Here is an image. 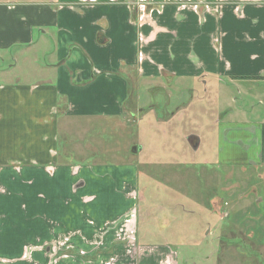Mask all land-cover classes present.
Here are the masks:
<instances>
[{"label": "crops", "instance_id": "crops-1", "mask_svg": "<svg viewBox=\"0 0 264 264\" xmlns=\"http://www.w3.org/2000/svg\"><path fill=\"white\" fill-rule=\"evenodd\" d=\"M21 61L32 69L28 75ZM152 83L168 102L194 92L200 94L194 100L216 101L221 109L256 100L258 121L245 119L254 105H242L236 112L243 119L215 123L228 143L262 146L264 162V4L0 0V264H76L62 262L64 256L92 255V233L103 229L104 244L120 245L112 233L133 207L128 192L138 167L113 159L73 162L77 154L66 148L78 143L79 130L68 126L77 118L119 119L129 86H137L131 97L138 104L148 90L139 86ZM176 102L167 105L170 123L182 122L185 112ZM82 141L73 147L95 155L97 147ZM75 245H82L79 254H63ZM176 259L149 251L135 264Z\"/></svg>", "mask_w": 264, "mask_h": 264}, {"label": "rangeland", "instance_id": "rangeland-1", "mask_svg": "<svg viewBox=\"0 0 264 264\" xmlns=\"http://www.w3.org/2000/svg\"><path fill=\"white\" fill-rule=\"evenodd\" d=\"M251 1L264 4V0ZM39 58L46 61L45 56ZM19 63L27 75L32 72L24 61ZM130 88L137 90L136 85ZM144 88L148 90L142 95L147 98L138 104L132 100L130 90L119 119L110 123L104 118H77L68 126L79 130L75 134L77 144L85 146V140L97 147L92 148L95 155L86 156L84 149L73 147L76 143L66 146L67 151L74 148L77 154L70 158L73 162L99 158L104 164L113 160L116 164H134L138 177L134 189L128 192L135 198L133 207L123 214L121 223L116 222L118 228L112 233L121 240L120 245L104 244L102 232L107 230L103 229L92 233V255L83 258L82 252L77 259L64 256L62 262L135 264L140 255L149 251H170L177 264H264V162L259 158L262 146L242 144L244 140L228 143V133L217 131L215 123L217 119H243L236 112L242 105H254L255 112L244 115L248 121H258L262 106L244 98L229 102L230 106L224 103L221 109L216 101L194 100L200 95L195 92L169 98L168 102L158 85L141 84L140 92ZM176 101L185 112L182 122L181 117H175L170 123L167 105L176 106ZM167 121L169 125H164ZM81 128H86V133L81 134ZM219 137L222 144H218ZM218 150L222 151L219 156ZM75 186L78 189V184ZM91 225L95 223L91 221ZM81 247L61 250L63 254H79ZM105 255L108 256L103 258Z\"/></svg>", "mask_w": 264, "mask_h": 264}]
</instances>
